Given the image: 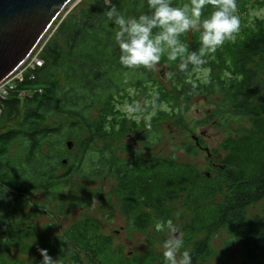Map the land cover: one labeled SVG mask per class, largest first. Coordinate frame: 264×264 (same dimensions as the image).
<instances>
[{"label":"trees","instance_id":"obj_1","mask_svg":"<svg viewBox=\"0 0 264 264\" xmlns=\"http://www.w3.org/2000/svg\"><path fill=\"white\" fill-rule=\"evenodd\" d=\"M219 4L214 10L219 17L226 15L231 20L235 13L241 14L236 59L210 56L201 39L189 36L185 27L181 36L171 30L174 17L183 10L180 0H86L60 20L41 52L43 65L25 73L3 101L0 264H50L51 259L57 264H173L168 256L127 252L92 220L83 219L54 237L48 230L39 233L34 221L46 207L37 196L48 195L56 201L50 188L75 174L88 179L111 177L116 181L129 234L154 227L166 239L157 227L174 219L170 203L181 195L183 184L143 198L142 194L138 197L133 182L138 177L145 182L156 170L176 171L178 165L176 160L158 155L120 156L115 141L131 128L127 130L115 102L131 89L146 91L150 82H156L152 65L161 59L170 76L178 80L177 96L200 94L217 99L215 108L197 123L222 128L231 120L260 115L258 104H264V14L251 19L243 13L251 7H264V0H219ZM169 38L178 44L171 54L162 49ZM220 64L229 73L215 78ZM200 68L210 70L213 77L205 82L195 80ZM160 115L163 110L159 119H164ZM176 115L185 118L181 108ZM20 116L18 127L2 128ZM156 130L127 135L149 147L158 138ZM183 146L189 153L199 149L209 153L202 137ZM225 175L227 187L223 200L215 205L216 217L207 224L186 223L181 228L184 244L191 245L184 264H212L210 235L194 240L198 233L218 228L227 230L229 245L241 247L242 264H264V204L257 218L247 215L250 205L264 203V170L247 174L228 169ZM200 201L198 197L197 206ZM37 237H44V243ZM31 238L38 242L31 244Z\"/></svg>","mask_w":264,"mask_h":264},{"label":"rangeland","instance_id":"obj_2","mask_svg":"<svg viewBox=\"0 0 264 264\" xmlns=\"http://www.w3.org/2000/svg\"><path fill=\"white\" fill-rule=\"evenodd\" d=\"M85 1L73 0L66 7L38 49L45 46L53 37L60 20L74 7L81 8ZM180 3L183 10L170 24L176 35L181 36L180 32L185 27L189 36L201 39L204 49L210 56L217 58L219 55L223 60H231L233 56L237 58L239 44L237 41L240 35L238 24L241 14L235 13L231 20L226 15L219 17L214 11L220 5L219 0H180ZM245 13L251 19L261 17L264 14V7H251L243 14ZM177 46V42L169 38L163 41L162 49L163 52L171 54ZM38 49L34 57L38 55ZM31 63L32 61L28 65ZM152 67L156 82H150L146 91L131 89L115 102L122 117L125 118L127 130L128 127L131 128L122 138L115 141V146L123 158L140 153L142 156L158 155L176 160L178 165L176 171L164 173L156 170L153 176L144 179L145 182L141 177L133 182L138 197L142 194L143 198L157 195L167 187L177 188L180 183L183 184L181 186L185 189L181 195L170 203L174 219L157 227L163 231L162 235L166 239L158 236L154 227L147 232L133 231L129 234L126 216L120 210L115 179L111 177L88 179L79 174L66 178L50 188L56 201L48 195L37 196V201L46 207L42 208L39 218L34 221L39 233L40 230L41 232L48 230L54 237L63 234L73 224L83 219L92 220L105 234L113 236L116 243L123 244L127 252H134L138 256H168L173 264H184V258L191 245L184 244V233L181 228L186 223L207 224L216 217L218 208L215 205L223 200L227 187L226 170L234 169L236 172L247 174L264 170V104H258L260 115L255 118L246 117L239 122L231 120L229 125L222 128L212 123H197L208 111L215 108L217 99L200 94H193L187 98L177 96L179 83L170 76L168 65L157 59ZM25 68L26 64L20 70L23 74ZM227 73L228 68L222 65L214 77ZM211 77L213 74L206 68L195 71V80L205 82ZM160 89H163L164 93L161 94ZM179 108L184 111L185 118L180 119L176 115ZM162 110L164 115L160 116L164 119L161 120L159 111ZM21 120L22 116L2 128L4 130L16 128ZM154 127H157L155 135L158 138H153L149 147L127 135L134 132H150ZM196 137H202L204 144L209 147V153L202 149L192 153L185 151L183 145L194 144ZM198 197L201 199L199 206L196 203ZM263 204V201H260L250 205L247 215L250 218H257L262 212ZM208 235L211 237L213 247L212 264H242L244 257L242 249L238 244L233 246L228 244L229 235L225 228H218L211 233L207 231L198 233L194 241L204 239ZM37 239L41 240V244L44 243V237ZM29 242L34 244L38 241L31 238ZM50 264L57 263L51 259Z\"/></svg>","mask_w":264,"mask_h":264},{"label":"water","instance_id":"obj_3","mask_svg":"<svg viewBox=\"0 0 264 264\" xmlns=\"http://www.w3.org/2000/svg\"><path fill=\"white\" fill-rule=\"evenodd\" d=\"M72 1L0 0V83L20 69Z\"/></svg>","mask_w":264,"mask_h":264},{"label":"built area","instance_id":"obj_4","mask_svg":"<svg viewBox=\"0 0 264 264\" xmlns=\"http://www.w3.org/2000/svg\"><path fill=\"white\" fill-rule=\"evenodd\" d=\"M39 47V46H38ZM37 47V49H38ZM44 46H41L38 49V55H36L35 57L33 56L35 50L30 57L23 63V65L20 67V69L15 72L13 75L9 76L6 80H4L2 83H0V115L2 113V107H3V101L6 97H8L10 91L15 88L17 86V81L19 80H23L25 73L31 71V69H34L36 67H40L43 65V59L41 58V53L40 51L43 49ZM32 61V63L30 65H28L30 62ZM26 64V68H25V73L23 74V71H20L22 68L25 67Z\"/></svg>","mask_w":264,"mask_h":264}]
</instances>
